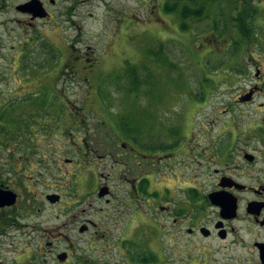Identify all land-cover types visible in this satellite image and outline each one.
I'll return each mask as SVG.
<instances>
[{"label":"flooded vegetation","instance_id":"flooded-vegetation-1","mask_svg":"<svg viewBox=\"0 0 264 264\" xmlns=\"http://www.w3.org/2000/svg\"><path fill=\"white\" fill-rule=\"evenodd\" d=\"M96 1L102 0H0V30L7 32L5 36L0 32L1 57H5L1 54L2 49L9 46L7 56L11 58V66L17 63L20 69L28 59L33 44L31 41L36 37L37 41L46 38L47 44L52 47L49 59L53 61L52 65L54 62L59 64L52 67L54 73L62 71L64 63L60 60L61 56L67 57L71 65L74 62L70 56H73L77 61L92 62L91 66H96L97 59L90 57V47L84 49L80 46L84 33L81 23L77 21L84 18L80 9ZM136 1L152 7L153 22L141 27L137 24V29L143 28V33L150 35L153 43L159 41V33L147 32L155 26L159 28V25L166 24L168 27L167 18L170 16L177 22V31L188 38L175 39L170 35L172 31L161 29L167 35L165 41L180 44L191 41L195 48L205 49L202 56L206 60L227 61L242 56L249 61H257L253 52L261 51L262 47L252 31L244 35L241 30H251L255 23L259 24L260 17L264 19V0H258L256 5L254 0ZM106 9L112 11L120 19L119 22L132 17L123 7ZM184 13L192 15L185 18ZM155 14L159 18H155ZM87 17L95 19L92 12ZM63 22H68L70 28L77 32L70 43H64L66 50L72 48L74 51L71 53L70 50L68 56L61 51V45L52 42L50 37ZM151 24L154 27H150ZM156 50L157 47L152 57L163 55L167 58V55ZM257 55L264 61V52ZM254 68V81L239 95L228 112L236 105H252L257 97H264V73L259 66ZM246 96L251 99L244 101ZM260 107L264 109V103H260ZM36 122L38 127L53 124L52 121ZM77 123L71 130L82 126ZM104 124L101 121L102 130ZM203 125L200 129L203 140L196 148L190 144L191 137L186 134L181 136L179 133L174 138L166 139L156 134H126L121 129V134L112 140L122 151L117 156L121 169H125L120 173L122 180L119 183L122 200L114 186L110 185V176L102 174L99 180L93 171L77 175L78 168L85 166L82 160L73 169L75 160L65 159L73 170L71 175L76 184L72 193L68 185L55 188L47 184V178L57 180L62 173L59 164L61 158H53L60 156L63 150L56 143L61 133L58 125H54L53 132L49 129L42 135L39 134L40 127L35 131L28 127L26 134L21 133L13 146L6 141L4 145L10 148L5 151L7 156H18L23 161L21 166L13 164V161H8L9 165H0V190L12 191L17 195L14 205L0 207V250L5 248L4 240L11 242L17 232L32 234L41 231L39 242L45 245L34 257L29 250H25L15 261L9 263L0 259V264H50L49 260L55 264H78L82 258L78 256L74 235H92L91 246L98 237L103 241L108 240L111 224L114 223L112 227H116V222L120 221L123 224L118 238L131 239L143 228L153 236L149 245L151 254L146 257L136 253L141 249L130 240L122 243L131 245L129 261L139 264H174L179 259L180 264H206L197 256L198 251L208 256L210 262L207 264H216L212 258L213 251L241 249L247 250L256 261L238 264H264V117L236 116L222 121L216 117L209 122V128ZM50 136L54 142L47 144L45 138ZM180 136L188 142L186 146L183 145L184 140L179 139ZM100 138L103 141L104 138L111 139V136L104 131L99 136L95 132L86 133L74 143V150L76 144H80L83 149L99 151L100 148L109 153V144H99ZM74 152L77 153L76 150ZM27 173L30 175L27 176ZM39 182L52 191L39 197L36 188L30 186ZM77 191H82V196L79 197ZM52 196L57 197L55 202H52ZM142 201L145 204L143 207ZM43 204L60 206L68 218L46 230L38 225L29 227L19 223L22 218L42 211L39 206ZM81 205L84 207L79 208ZM142 224L147 226L142 227ZM186 239L193 240V247L188 249L184 259L176 243ZM62 244L66 247L60 248ZM170 260L173 262L169 263Z\"/></svg>","mask_w":264,"mask_h":264},{"label":"rangeland","instance_id":"rangeland-1","mask_svg":"<svg viewBox=\"0 0 264 264\" xmlns=\"http://www.w3.org/2000/svg\"><path fill=\"white\" fill-rule=\"evenodd\" d=\"M257 2L258 0H254V5ZM106 7H123L132 14V17L119 22L120 19L114 16L112 11L108 12ZM151 10V5L144 6L136 0H102L83 6L80 12L84 18L77 20L81 23L84 33L83 43L80 46L84 49L90 47L92 51L90 57L97 59L94 67L91 66L92 62L77 61L73 56H70L74 62L71 65L67 57L61 56L60 60L62 59L64 63L62 71L54 73L52 67L59 64L54 62L55 64L52 65L53 61L49 59L52 47L47 44L46 38L37 41L35 37L31 41L33 44L30 46L28 59L23 62L24 66L21 65L20 69L17 63L11 66V58L7 56L10 53L9 46L2 49L1 54L5 57L2 58L0 55V119L3 111L6 110L9 111L7 115L9 121H0V139H3L0 140V165H9L8 161H13V164L21 166L23 161L18 156L10 158L7 156L5 151L10 148L4 145L6 140L13 146L21 133L26 134L28 127L33 131L40 127L39 134L42 135L49 129L53 132L54 125H58L61 133L57 136L59 141L56 140V143L63 150L60 156L56 155L53 158L57 160L61 158L59 164L62 166V173L60 179L47 178V184L55 188L58 185L63 187L68 185L72 193L76 184L71 175L73 170L65 163V159L75 160L76 165H73V169L82 160L85 166L78 168L77 175L93 171L97 173L99 180L102 174L110 176V185L114 186L115 192L121 198L120 173L125 169H121L117 158L122 151L112 140L113 137L116 138L121 134V124L128 122L132 130H136V134L139 135L156 134L171 139L179 133L181 136L186 134L191 137L190 144L196 148L203 140L200 136L203 124L209 128V122L216 117L221 121L236 116L264 117V109L260 107V103H264V97H257L252 105H236L228 112L231 105L237 102L239 95L254 81V66H259L264 73V61L257 55L264 52V19L260 17L259 24L255 23L250 30L262 47L261 51L253 52L257 61H249L247 57L242 56L227 61L206 60L202 56L206 52L205 49L195 48L191 41H185L184 45L164 40L167 35L163 34L161 29L172 31L170 35L175 39L188 38L177 31V22L170 16L167 18L168 27L163 23L164 25L158 24L159 28L156 29V26L151 24L150 27L154 29L147 33H159L157 37L160 39L155 43L152 42L150 35L143 33V28L137 29V24L141 27L153 22L154 15L151 16ZM89 12L93 13L95 19L85 18ZM155 18L159 16L155 14ZM191 27L195 26L191 25ZM0 32L3 36L7 33L4 30ZM44 33L47 34V30ZM76 34L77 32L70 28L68 22H63L50 37L52 42L61 45V51L68 56L67 53L70 54L72 48L66 50L64 43H70ZM156 47V51L167 55V58L163 55L152 57L151 54ZM206 50L209 51L208 48ZM71 53L74 51L72 50ZM134 74L138 76L136 92H132L136 85L132 77ZM225 110L227 112H224ZM21 113L23 116H20ZM38 114L43 116V118L39 117V121H52L54 125L48 122L49 124L38 127L37 120L30 119L31 115ZM77 121L82 126L71 130L76 126ZM101 121L105 123L103 130L100 126ZM93 131L98 136L103 135V131L111 136V139L98 140L99 144L108 143L110 152L107 153V150L103 151L100 148L99 151L95 150L96 152L90 151L89 148L83 149L80 144H76L77 153H75L74 143L86 133L93 134ZM181 136L179 139L184 140L183 145L186 146L188 142ZM45 139L47 144L54 142L51 136ZM68 151L74 155L69 154ZM28 175L30 174L27 173ZM89 177L92 178V175ZM101 180L104 181L103 178ZM40 184L39 182L30 185L36 188L39 197L52 191L51 188ZM77 193L79 197L82 196V191ZM122 197L125 198L123 193ZM144 205L142 201L141 207ZM39 207L42 211L34 212L28 218H22L19 223L29 227L38 225L42 230H46L63 223L68 218L62 213L60 206L43 204ZM83 207L84 205H81L79 208ZM147 208L150 212L149 207ZM116 224V227H112L114 225L112 223L108 229V240L103 241L98 237L91 246L92 235L79 233L74 235V242L78 244L79 249L78 256L82 258L78 264H139L137 261H129L128 251L132 252V249L129 243L122 244L126 240H130L141 249V252L136 251V253L144 257L151 254L149 245L153 236L150 231L143 228L131 239L118 238L123 223L120 221ZM145 226L147 225L142 224V227ZM41 234V231L32 234L15 233V237L12 238L13 245L12 241L4 240L5 248L0 250V259L4 262H13L25 250H29L33 257L36 256L45 245L39 242ZM192 243V239L176 243L181 251V258L186 259L188 249L193 247ZM65 247L64 244L60 246V248ZM196 254L204 263L210 262L206 254H201L199 251ZM212 255L216 264L256 261L247 250L242 249L213 251ZM49 262L55 264L51 260ZM172 262L173 260L169 261ZM180 263V259L174 261V264Z\"/></svg>","mask_w":264,"mask_h":264},{"label":"trees","instance_id":"trees-1","mask_svg":"<svg viewBox=\"0 0 264 264\" xmlns=\"http://www.w3.org/2000/svg\"><path fill=\"white\" fill-rule=\"evenodd\" d=\"M192 15V13H184L183 14V17H185V18H188L189 16H191ZM242 31V33L244 34V35H247L249 32H250V30H241ZM132 77L135 79V83H136V85H135V88L132 90V92H136L137 91V89H138V79H137V77L138 76H136L135 74L134 75H132ZM64 108H66V107H64ZM8 110V109H7ZM8 113H9V111H3V114H2V118L0 119V121H9V120H7V115H8ZM20 116H23V114L21 113L20 114ZM39 117L40 118H43V116L42 115H40V114H38V115H31L30 116V119L32 120V121H39ZM120 128L122 129V130H124L125 131V133H136L137 131L136 130H132V128L130 127V124L128 123V122H125L124 123V125H122L121 124V126H120ZM8 131H10V130H8ZM12 132V131H11ZM7 142H9L8 140H6Z\"/></svg>","mask_w":264,"mask_h":264},{"label":"water","instance_id":"water-1","mask_svg":"<svg viewBox=\"0 0 264 264\" xmlns=\"http://www.w3.org/2000/svg\"><path fill=\"white\" fill-rule=\"evenodd\" d=\"M251 99L250 96H246L243 100L249 101ZM57 200L56 196H52V202ZM17 201V195L8 190H0V207L11 206L14 205ZM263 261H264V253H263Z\"/></svg>","mask_w":264,"mask_h":264}]
</instances>
